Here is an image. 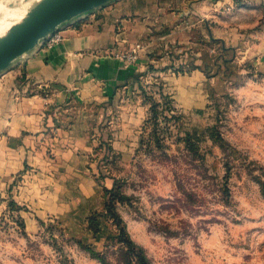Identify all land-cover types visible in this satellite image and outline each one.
I'll use <instances>...</instances> for the list:
<instances>
[{
	"label": "rangeland",
	"instance_id": "374dc122",
	"mask_svg": "<svg viewBox=\"0 0 264 264\" xmlns=\"http://www.w3.org/2000/svg\"><path fill=\"white\" fill-rule=\"evenodd\" d=\"M34 1L7 5L4 32ZM242 34L172 47L168 59L139 71L98 125L94 164L116 174L128 198L117 212L150 264H264V72L245 55ZM131 54L124 58L135 64ZM118 125L120 154L105 145ZM3 200L0 264H102L101 255L124 264V244L108 238L117 233L111 220L98 247L100 237H72L54 219L25 229L20 206Z\"/></svg>",
	"mask_w": 264,
	"mask_h": 264
},
{
	"label": "crops",
	"instance_id": "0c3cea01",
	"mask_svg": "<svg viewBox=\"0 0 264 264\" xmlns=\"http://www.w3.org/2000/svg\"><path fill=\"white\" fill-rule=\"evenodd\" d=\"M55 33L59 40L46 37L0 72V199L20 206L25 229L54 219L80 240H95L87 216L103 210L104 190L117 181L94 164L98 125L139 71L198 36L234 41L244 33L245 55L264 72V0H109ZM117 128L105 145L120 154L127 149ZM108 229L104 222L98 237Z\"/></svg>",
	"mask_w": 264,
	"mask_h": 264
},
{
	"label": "water",
	"instance_id": "95a60500",
	"mask_svg": "<svg viewBox=\"0 0 264 264\" xmlns=\"http://www.w3.org/2000/svg\"><path fill=\"white\" fill-rule=\"evenodd\" d=\"M109 0H35L24 20L0 36V72L61 25Z\"/></svg>",
	"mask_w": 264,
	"mask_h": 264
},
{
	"label": "trees",
	"instance_id": "16d2710c",
	"mask_svg": "<svg viewBox=\"0 0 264 264\" xmlns=\"http://www.w3.org/2000/svg\"><path fill=\"white\" fill-rule=\"evenodd\" d=\"M120 184L116 181L115 185L110 189L104 190V203L102 211H92L86 219L87 227L92 232L94 237H98L102 232L104 221L111 220L116 228V235H110L108 238L115 239L124 244L125 249L121 250V255L124 258V264H150L143 248L138 246L132 238L129 237L123 227V220L116 211L118 203H127V197L120 195ZM108 245L105 244V247ZM103 254V253H102ZM102 264H107L104 261V256H98Z\"/></svg>",
	"mask_w": 264,
	"mask_h": 264
},
{
	"label": "bare ground",
	"instance_id": "6f19581e",
	"mask_svg": "<svg viewBox=\"0 0 264 264\" xmlns=\"http://www.w3.org/2000/svg\"><path fill=\"white\" fill-rule=\"evenodd\" d=\"M27 0H0V36L4 35L6 32H8L9 30H11L13 27L17 26L19 23H21L24 20V17L22 18V15L16 19H14L11 23L13 24V26L7 28V30L4 32L3 30V26H4V20H5V13L6 11H8L10 9V7H8L7 5L9 4L10 6H14V5H20L24 2H26ZM6 23V21H5ZM10 25L9 21H7L6 26Z\"/></svg>",
	"mask_w": 264,
	"mask_h": 264
},
{
	"label": "built area",
	"instance_id": "2783aa9c",
	"mask_svg": "<svg viewBox=\"0 0 264 264\" xmlns=\"http://www.w3.org/2000/svg\"><path fill=\"white\" fill-rule=\"evenodd\" d=\"M246 1V0H245ZM59 36L55 33L53 35H50L47 39V41L50 43V42H55L57 40H59ZM130 56V55H129ZM131 59H134L135 58V55L134 54H131L130 56Z\"/></svg>",
	"mask_w": 264,
	"mask_h": 264
}]
</instances>
